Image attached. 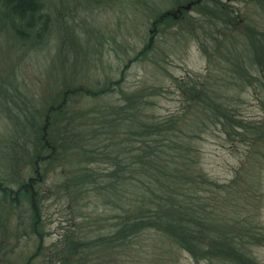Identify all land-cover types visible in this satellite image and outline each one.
I'll return each mask as SVG.
<instances>
[{
    "label": "trees",
    "instance_id": "16d2710c",
    "mask_svg": "<svg viewBox=\"0 0 264 264\" xmlns=\"http://www.w3.org/2000/svg\"><path fill=\"white\" fill-rule=\"evenodd\" d=\"M48 1L0 0V29L17 44L32 49L43 45L51 27ZM114 1L76 0L89 9ZM144 3L150 42L137 58L157 50L169 33L206 26L209 39L206 33L197 37L207 59L206 74L176 80L186 110L155 118L151 98L159 93L123 92L116 79L108 78L92 87L87 81L76 83L74 69H87L92 54H100L91 42L80 46L70 77L53 81L58 90L42 111L21 109L15 138L0 139V264H109V259L99 258L113 254L118 262L127 253L165 259L174 251L188 254L196 264H257L252 250L264 244V236L253 220L242 217L244 209L237 210L245 206L241 188L218 191L217 197L199 164L197 147L202 134L217 128L240 141L264 143V122L238 118L236 108L229 106L232 94L225 93L231 81L259 90L264 77V0H248L257 10L255 17H244L224 0ZM100 97L105 100L95 104ZM93 101L90 110L80 105ZM62 156L75 164L74 173L64 179L68 195L91 192L104 199L101 205L111 216L112 230L91 240L72 236L53 262L42 254L38 182L42 167ZM102 164L109 168L104 175L90 168ZM96 254L100 257L94 258Z\"/></svg>",
    "mask_w": 264,
    "mask_h": 264
},
{
    "label": "rangeland",
    "instance_id": "374dc122",
    "mask_svg": "<svg viewBox=\"0 0 264 264\" xmlns=\"http://www.w3.org/2000/svg\"><path fill=\"white\" fill-rule=\"evenodd\" d=\"M224 1L230 8H239L244 17L258 16L248 0ZM114 2L89 9L76 0L48 1L50 31L43 45L33 49L27 43H15L9 32L0 29L1 140L15 138L16 115L21 109L27 107L42 111L54 91L58 90L53 88V81L70 77L68 74L74 57L87 41L98 48L100 54L96 58L92 54L87 69H74V74L78 75L76 83L87 81L91 85L98 81L102 84L108 78L116 79L118 89L122 88L123 92L141 89L143 92L159 93L151 98L155 105L150 107V112L155 118L186 110L185 95L178 90L175 81L183 82L206 74L207 59L197 37L206 33L209 39L210 31L206 26L203 30L198 26L193 32L184 27L178 33H169L167 38H163L153 54L138 59L137 53L145 43L150 42L151 26L144 13V0ZM98 42L102 45L99 46ZM208 49L210 51L211 47ZM259 81V90L248 87V83L234 85V81H231L232 87L225 90V93L232 94L229 106L230 109L236 108L238 118L264 122V77ZM115 97L114 93L109 97L111 104ZM102 99L105 100L100 97L95 104L102 103ZM80 105L90 110L94 101L91 105ZM197 148L199 164L214 185L213 193L219 197L220 192L229 187L237 190L240 187L239 196L245 206L237 210L244 209L242 217L253 220L261 229L257 231L264 236V143L240 141L238 137L231 138L223 129L220 131L217 128L202 134ZM90 168L100 175L106 174L109 169L107 164ZM74 171V161H66L64 156L58 163L41 169L37 205L43 219L42 254L43 257L51 256L53 262L58 249L72 236L74 240L77 237L91 240L112 230L108 228L112 224L111 216L101 205L104 199L91 192L85 197L68 195L70 188L64 184V179ZM35 248L36 244H33L32 249ZM122 256L118 262L113 254L99 260L104 262L109 259V264H196L188 254L176 251L165 259L153 254L136 256L124 253ZM97 257L100 256L96 254L94 258ZM252 258L257 264H264V244L253 248Z\"/></svg>",
    "mask_w": 264,
    "mask_h": 264
}]
</instances>
